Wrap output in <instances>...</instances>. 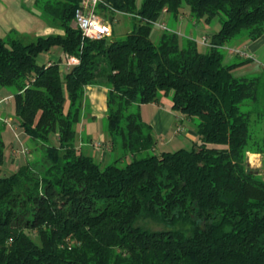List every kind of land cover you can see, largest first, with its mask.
<instances>
[{
	"label": "trees",
	"instance_id": "16d2710c",
	"mask_svg": "<svg viewBox=\"0 0 264 264\" xmlns=\"http://www.w3.org/2000/svg\"><path fill=\"white\" fill-rule=\"evenodd\" d=\"M77 5L35 0L62 33L0 37V89L34 154L2 174L0 120V264H264V174L246 161L264 154V69L237 76L250 58L228 61L223 49L264 34V0H101L103 18L123 14L132 26L99 40L72 25ZM180 16L218 18L204 50L171 22L152 39L154 22ZM54 46L78 63L65 73L57 61L39 64ZM86 85L107 88L105 166L75 144ZM168 94L172 111L197 120L190 149L157 150L141 118L140 104Z\"/></svg>",
	"mask_w": 264,
	"mask_h": 264
},
{
	"label": "crops",
	"instance_id": "0c3cea01",
	"mask_svg": "<svg viewBox=\"0 0 264 264\" xmlns=\"http://www.w3.org/2000/svg\"><path fill=\"white\" fill-rule=\"evenodd\" d=\"M34 2L35 0H0L1 38H5L12 30L17 31L20 34H34L35 36L47 35L50 33H62V31H60L59 29L49 26L42 20V18L38 16V13L34 8ZM166 18L167 17H165L161 21L167 26L169 21ZM183 20H185V17L180 16L177 21H174V25L175 23L179 24ZM192 24H194V22ZM188 34L192 37H195L192 32H189ZM225 46L241 48L252 56L248 63L243 64V69L242 71H240L242 75H245L246 73L251 71L260 72L262 69H264V60L263 62H261L257 59V53L259 51H264V34L255 40L241 39L237 42H233ZM65 55L66 54L62 51V56L58 60H56L57 62H59L60 71H62L63 73H65L70 67L66 64ZM225 56L228 61L234 59H246L240 56L232 55L227 50H225ZM52 62H54V60L51 59L50 56L48 60L42 64H49ZM239 67L240 66L235 68L234 71H238ZM106 93L107 88L102 85L85 86L84 99L86 105L84 106V109L82 111L80 122L76 125L75 140L76 146L80 148L84 153L90 156L93 155V158H97L102 162L108 159L110 155V146L107 142V135L105 132H102V128L99 123V121L105 118L106 115ZM8 94L11 95V93ZM7 102L6 105L11 101H9L8 103ZM5 108L6 107H3L2 110H4ZM2 110H0V116L4 118L6 116ZM12 110L14 111L13 106ZM139 110L142 120L148 123L153 130V133L157 139V150L158 147L165 148L169 147V145L170 147L171 145L173 146V140L177 139L185 130H187L190 135H192V137H197L194 129L187 128L189 122L185 118H182L177 112L172 111L169 108L168 102L163 101L162 105L154 102L140 104ZM8 118L11 119V117ZM13 121L17 131L21 132L22 129L18 125L17 120L14 118ZM186 124L187 126H185ZM177 127H181L182 131L177 133ZM4 128L6 127L4 126ZM26 142L30 143L28 137L26 138L24 143ZM98 142L103 143V149L97 146ZM16 148L17 147H15L13 144H11L9 148L10 155H8V158L11 162L10 166L13 169L16 167V159L18 158L16 157L18 154H15L14 152V149ZM12 153L15 154V156L12 155ZM11 156L13 158H10ZM21 164L22 163H20L19 165Z\"/></svg>",
	"mask_w": 264,
	"mask_h": 264
},
{
	"label": "rangeland",
	"instance_id": "374dc122",
	"mask_svg": "<svg viewBox=\"0 0 264 264\" xmlns=\"http://www.w3.org/2000/svg\"><path fill=\"white\" fill-rule=\"evenodd\" d=\"M139 1V0H138ZM185 17V16H184ZM171 24L172 26L174 25V21L171 20L169 17L166 18ZM112 23V27H113V34L110 36V38L112 39H120L122 37L125 36V34L130 31L131 29V20L130 18H128L127 16L123 15V14H119L116 13L114 15V18L110 21ZM72 25L75 26L74 20H72ZM175 27L176 32L179 35H188L189 32H192L196 38V40L199 42V48L201 50H204V46L203 44H201V38L202 36H206L208 37L210 34H212L213 32H215L218 27H219V20L218 18H213L210 22H205L204 19H201L199 21H197L196 23L192 24L190 22V20L186 17L185 20H183L182 22H180L179 24L175 23V25L173 26V28ZM61 31V30H60ZM161 29L158 28L157 26H154L151 32V36L153 40H156L157 37L160 35L161 33ZM26 38L25 40H30L33 39L35 37L34 34H25ZM225 52V51H224ZM51 56V59H53L54 61L58 60L61 56H62V50L60 47L58 46H54L52 47L49 52H41L37 55V62L39 64H42L44 62H46L48 60V58ZM257 59L260 60L261 62H263L264 60V51L261 52L259 51L257 53ZM235 60V59H234ZM241 59H237V61H240ZM246 64V63H245ZM243 69V64L242 66H240L238 68V71H235L234 74L237 76H243L241 74L240 71H242ZM257 74L256 71H251L246 73L244 76H255ZM9 90H7L6 88H2L0 89V97H8L9 98V104L6 105L5 103H2L0 105V110L3 109V107H6L3 111V113L5 114L6 117H1L0 116V120H7L5 127L2 131H1V136H2V140L4 142V162H3V166H2V174H8V171H14L19 167L20 163H24L26 160H31L33 158V152L31 150L32 145L31 143H24V141L26 140L27 136L24 134V132H20L17 131L15 124H14V111L12 110V106H13V98L11 97ZM262 93L264 94V87H262ZM171 98V94H168V96L163 97V100L165 102L169 103V100ZM7 102V103H8ZM131 111H135L137 110V106L133 105L130 107ZM8 117H11V119H9ZM105 121L106 119L103 118L102 120L99 121L101 128H102V132H104V125H105ZM197 122V120L193 119V123L192 124H187L185 126H187V128H192L195 130V123ZM179 133V132H177ZM257 134L259 137H263L264 136V120L262 121V123L260 124V128L257 131ZM179 140V141H178ZM197 137L194 138L192 137V135H190V133L185 130L181 133V135L173 140L172 144L173 146L169 145V147H158V150H167V151H174L180 148H184V149H190L192 148L193 144L196 142ZM53 143H56L57 141L53 138L52 139ZM11 144H13L15 147H17L16 149L19 150H23L24 152L17 153L15 152V154H18L16 157H18L16 159V167L13 169L10 166V161L8 158V155H10L9 153V148L11 146ZM177 144V145H176ZM97 146L99 148H104L103 147V143H99L97 144ZM14 149V150H16ZM15 154L12 153V155L15 156ZM93 156V155H92ZM25 157V158H24ZM10 158H13L12 156ZM26 159V160H25ZM96 161H98L100 163L101 166H105L106 164L110 163L112 161L111 156L109 155V158L106 159L105 161H99V159L94 158ZM247 164L248 167L250 169H252L253 171L260 173V174H264V154H259V153H251V152H247ZM137 224L141 225L142 227H148L150 229H159L162 228L163 226L160 224H156L148 219H139L137 221Z\"/></svg>",
	"mask_w": 264,
	"mask_h": 264
},
{
	"label": "built area",
	"instance_id": "2783aa9c",
	"mask_svg": "<svg viewBox=\"0 0 264 264\" xmlns=\"http://www.w3.org/2000/svg\"><path fill=\"white\" fill-rule=\"evenodd\" d=\"M101 0H78V5L74 12V23L75 27L79 29L81 35L85 39L99 40L102 38H107L112 35L113 27L112 23L103 18V16L98 13L97 7ZM154 26H157L160 29H165L166 25L162 21H157L153 23ZM201 44L209 45L208 37L202 36ZM232 55L240 56L242 58H252L250 54L245 52L243 49L238 47H229L224 46ZM65 61L68 66L78 63V59L73 56L65 55ZM8 97H0V105L8 101ZM5 122L7 120L3 119ZM182 131L181 127L176 128V132ZM17 153L24 152L23 150L16 149L14 150Z\"/></svg>",
	"mask_w": 264,
	"mask_h": 264
}]
</instances>
